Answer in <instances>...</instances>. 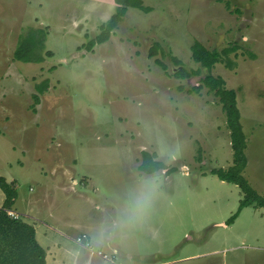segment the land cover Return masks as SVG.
Segmentation results:
<instances>
[{"label": "rangeland", "instance_id": "1", "mask_svg": "<svg viewBox=\"0 0 264 264\" xmlns=\"http://www.w3.org/2000/svg\"><path fill=\"white\" fill-rule=\"evenodd\" d=\"M141 1L150 12L130 8L87 51L114 0H0V176L17 190L5 211L36 227L46 264H264V209L229 225L243 195L211 174L232 166L233 151L203 84L210 73L236 92L243 174L264 197V0ZM29 30L46 34L41 63L14 58ZM195 42L235 47L232 66L202 68ZM181 68L200 76L177 79ZM143 152L167 169L141 173ZM144 191L145 216L123 224ZM5 201L0 190L2 211Z\"/></svg>", "mask_w": 264, "mask_h": 264}, {"label": "trees", "instance_id": "2", "mask_svg": "<svg viewBox=\"0 0 264 264\" xmlns=\"http://www.w3.org/2000/svg\"><path fill=\"white\" fill-rule=\"evenodd\" d=\"M116 3L115 13L102 26L101 32L94 39L90 40L86 46L87 51H91L96 45L107 42L114 30L123 22L130 8L139 9L144 12H150L149 8L143 6L141 0H114ZM46 34L42 30H29L28 33L20 37L19 44L14 52V58L23 63H41L44 61L43 51L45 49ZM191 50L192 60L200 64L202 68L211 71L213 67L223 61L228 67L232 66L230 55L236 48H227L221 53L216 50H208L201 43L195 42ZM154 53V52H153ZM151 53V56L153 55ZM50 56V53L45 54ZM176 65H180V61L172 58ZM159 66L166 71L167 66L158 61ZM193 76H200V71L188 72L185 68H181L174 74L177 79H188ZM204 86L213 92L215 97L219 99L223 110L227 116V123L230 130L231 148L233 151V164L228 169H214L212 175L217 176L220 181L237 186L243 199L240 202L237 213L229 219V225L238 217L240 212L247 208L264 209V197L259 195L249 184L243 172L247 167L246 136L244 134L240 118L241 115L236 107L237 95L234 90L223 88L224 82L220 78H215L210 73L203 79ZM43 89V90H42ZM201 86L194 88L195 92H199ZM40 90H47V86H43ZM143 161L139 167V171L143 174L152 175L155 172L167 169L166 165L155 160L154 155L147 152L142 153ZM169 174L175 172V169L168 170ZM0 190L5 194L6 201L3 205V211L0 210V264H46V252L36 239L35 229L18 219L11 218L5 210H10L17 198V190L12 184H8L6 180L0 176Z\"/></svg>", "mask_w": 264, "mask_h": 264}, {"label": "clouds", "instance_id": "3", "mask_svg": "<svg viewBox=\"0 0 264 264\" xmlns=\"http://www.w3.org/2000/svg\"><path fill=\"white\" fill-rule=\"evenodd\" d=\"M150 194L147 191L138 193L131 197L130 203L124 210L123 224L132 226L143 219L149 207ZM119 227V225H117Z\"/></svg>", "mask_w": 264, "mask_h": 264}, {"label": "crops", "instance_id": "4", "mask_svg": "<svg viewBox=\"0 0 264 264\" xmlns=\"http://www.w3.org/2000/svg\"><path fill=\"white\" fill-rule=\"evenodd\" d=\"M35 228V233H36V239H37V241H38V243H39V240H38V231L36 230V227H34ZM44 249H46V251H47V248H45V247H43ZM47 256H48V252H47Z\"/></svg>", "mask_w": 264, "mask_h": 264}, {"label": "built area", "instance_id": "5", "mask_svg": "<svg viewBox=\"0 0 264 264\" xmlns=\"http://www.w3.org/2000/svg\"><path fill=\"white\" fill-rule=\"evenodd\" d=\"M78 242H80L79 244H81V241H80V239H79V241ZM82 245V244H81Z\"/></svg>", "mask_w": 264, "mask_h": 264}]
</instances>
